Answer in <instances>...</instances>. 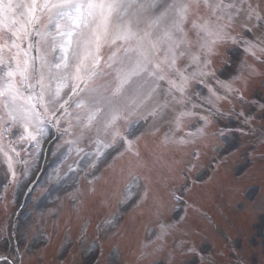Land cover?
I'll return each mask as SVG.
<instances>
[{
	"label": "snow or ice",
	"instance_id": "snow-or-ice-1",
	"mask_svg": "<svg viewBox=\"0 0 264 264\" xmlns=\"http://www.w3.org/2000/svg\"><path fill=\"white\" fill-rule=\"evenodd\" d=\"M258 65L264 0H0V202L6 210L9 188L28 189L44 148L59 141L58 159L75 154V167L50 179L72 181L75 206L82 193L107 206L122 182L121 211L150 206L157 218L142 242L165 253L152 264H204L185 214V193L203 179L197 141L225 115L221 101L247 99ZM104 169L112 179L100 192ZM178 180L166 220L156 188ZM122 218L109 213L98 227Z\"/></svg>",
	"mask_w": 264,
	"mask_h": 264
},
{
	"label": "rangeland",
	"instance_id": "rangeland-1",
	"mask_svg": "<svg viewBox=\"0 0 264 264\" xmlns=\"http://www.w3.org/2000/svg\"><path fill=\"white\" fill-rule=\"evenodd\" d=\"M258 69V74L245 89L247 99L244 102L221 101L220 108L225 115L213 118L209 126L215 127L210 128L214 132L207 133L197 141L201 159L200 168L194 175L202 172L212 159L222 161L221 171L218 170L211 178L205 179L203 184H196L185 196L187 226L195 228L196 246L207 248L204 264L209 260L213 264H264V135L261 133L264 121L260 119L258 107V104L264 103V66L258 65ZM208 107L205 104L201 111H207ZM240 111L253 112L254 119L249 125H243L242 118L237 119L235 114ZM229 112L232 115H228ZM250 127H254L255 131H249ZM58 143L60 142L56 141L50 147V167L42 174V181L33 195L25 196L24 188H9L6 210L3 202H0V264L8 263L3 258H14L15 244L18 250L25 252L24 264H44L41 257L47 264H59V258L65 257V254L71 256L62 264H152L154 260H163L165 253H152L151 249L145 253L142 248V242L148 235L146 228L157 219L150 206L134 205L126 212L121 211L118 201L122 182L107 206L100 205L99 196L91 197L86 193L81 194L84 206L73 208L70 205L72 181L56 185L50 177L57 167L61 170V176L67 172L69 165L75 167L76 157L72 154L61 162L58 159ZM111 179V172L104 169L102 178L97 182L98 191L103 192ZM182 183V180H178L172 188H156L167 203L164 210L166 220L173 218L172 209L175 205L169 192ZM61 186L68 191H57ZM86 187V182L82 179L81 188ZM0 195L3 193L0 192ZM22 198L24 205L18 210L16 208ZM68 201L69 205L64 206ZM93 202L96 210L90 207ZM109 213H117L123 218L117 225L100 227V231L89 224L92 219L100 222ZM43 227L51 234L52 244L46 248V241L42 236ZM10 231H13L12 236ZM75 236L78 239L69 248L71 243L66 242L69 240L67 237ZM171 244L172 240L169 241V246Z\"/></svg>",
	"mask_w": 264,
	"mask_h": 264
}]
</instances>
